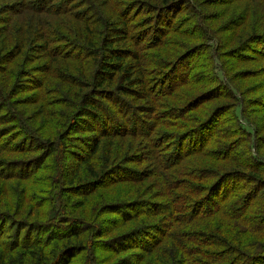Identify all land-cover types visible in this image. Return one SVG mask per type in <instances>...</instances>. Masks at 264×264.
<instances>
[{"label": "trees", "instance_id": "trees-1", "mask_svg": "<svg viewBox=\"0 0 264 264\" xmlns=\"http://www.w3.org/2000/svg\"><path fill=\"white\" fill-rule=\"evenodd\" d=\"M259 77L264 0H0V264H264V135L184 153ZM242 94L263 121L264 82Z\"/></svg>", "mask_w": 264, "mask_h": 264}, {"label": "rangeland", "instance_id": "rangeland-1", "mask_svg": "<svg viewBox=\"0 0 264 264\" xmlns=\"http://www.w3.org/2000/svg\"><path fill=\"white\" fill-rule=\"evenodd\" d=\"M227 8H228V5L216 7V8H213L212 10H209L208 14L211 15L213 11H216V13L222 14V13H225V10ZM231 10H234V5H232ZM186 14H188V12ZM186 14L183 13L182 16L185 17ZM177 20L175 22H177ZM226 21L227 19H223L219 22L215 21V22H218L215 29L219 30L220 28L224 27L226 25ZM193 26H195V22L194 23L188 22L187 25H185L186 29H189L191 32L194 30ZM196 33L200 34L198 32ZM201 36H202V33H201ZM222 36L229 37L230 35L227 33ZM257 47H259L258 44L256 45V48ZM211 55H212V49L210 48L203 49V50L199 49L192 56L186 59V61L184 62V65H182L180 69L178 68L176 70V73L173 75L172 80L176 81L175 84H178L177 85L178 93L181 92V88L187 85H189L186 87L187 89L189 87H190V90L194 88V90H191V92L193 93L202 90L203 88L202 79H204L205 77L206 79H209L207 76H210L204 73L206 70L203 69V65L206 64L205 62L209 61ZM249 55L251 56V54ZM221 61L223 62V63L221 62L223 66H221L220 68L225 73V76H227L228 79L230 80V77L233 74L232 70L237 67L235 66V64H233L234 62L225 63L226 61L223 58H221ZM217 62L220 65L219 59ZM262 82H264V77H259L258 79L239 80V82L237 81L233 85L229 84L230 89L222 94V96L220 97V100L214 99L209 104H206L205 106H208L209 108H213V109H215L217 106L218 107L220 106L222 107V110H225V112L227 113H225L224 115H221L216 120L215 123L211 124L210 122L208 125H206V122H205L204 126L206 127L201 132V134L198 137L189 140V142L186 144V147L184 150L185 155L196 154L198 156L199 152H204L205 150L212 148L215 142L217 141L222 129L230 133L236 132L238 134V132L235 131V128L237 126H241L243 130H246V129L248 130L247 131L248 133L245 136H250L252 132L249 130L248 124H251V123L254 128H257V132H256L257 136L255 137L254 135L255 131H254L252 133L253 135L252 140H254L255 143L257 142L258 145L260 146V138L261 136L264 135L263 132L260 133V131H263L262 124H264L263 123L264 120L263 121L259 120V116L257 114L260 115V118L263 117V114L259 113L261 109L259 107H254V106L247 107V109H245V107L240 102L243 100L244 101L246 100V102L247 101L253 102L255 95H245L244 96L242 93L246 91L248 88L253 87L255 84L262 83ZM233 86L241 90L240 94L236 93L237 91L235 92L232 91ZM243 111L246 117L243 114H241ZM236 116L239 117V122H240L239 124L237 123ZM257 123L261 124V126H257ZM200 141H201V144H200ZM239 148H243V147H239ZM260 150L264 154V147H262ZM253 152H255V150H253ZM239 184H242V182ZM232 186H235V184H232L231 187ZM237 186L233 187L234 190H232V193L230 195L231 198L234 196V194L242 193L245 191L243 188H241L242 185L241 186L237 185ZM223 196H225V194Z\"/></svg>", "mask_w": 264, "mask_h": 264}]
</instances>
